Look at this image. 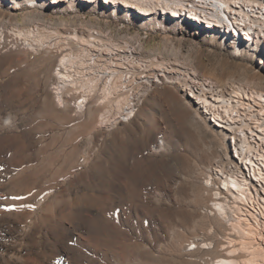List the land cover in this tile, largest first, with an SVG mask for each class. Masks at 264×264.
Masks as SVG:
<instances>
[{
  "label": "rangeland",
  "instance_id": "obj_1",
  "mask_svg": "<svg viewBox=\"0 0 264 264\" xmlns=\"http://www.w3.org/2000/svg\"><path fill=\"white\" fill-rule=\"evenodd\" d=\"M46 1L39 5L34 0L32 7L25 1L0 0V37L6 39L9 31L29 30L36 24L41 25L39 30L70 35L77 31L79 39L86 31L99 30L145 61L191 70L224 90L230 84H243L264 94L260 45L242 43L238 52L231 32L229 45L203 27L158 19L165 2L173 0H127L136 7L130 15L123 8L114 12L95 4ZM232 3L234 15L240 16V3L238 7ZM29 40L49 41L42 35ZM51 45L43 50H0V85L16 81L23 89L20 96L0 94V100L7 102L1 117L9 118L7 125L0 124V138L7 137L0 147L8 150L0 161V202L5 199V209L23 219L20 230L6 238L12 248L25 253L34 224L41 229V243L45 231L51 233L48 241L61 249L66 264H217L216 260L226 258L227 250L239 248L240 238L212 207V192L206 186L208 172L222 164L227 143L200 116L177 82L168 83L165 77L158 84L134 85L140 100L133 119L125 124L103 123L104 115L119 111L106 90L101 98L105 97V106L91 103L81 114L71 105L68 88L63 95L67 104L59 105L55 70L62 52H55ZM8 63L12 68L7 69ZM27 88L34 91L31 108V102L19 105L27 98ZM34 208L36 213L27 215ZM77 208L97 212L102 236L85 235L93 221H88L86 230L80 229ZM226 238L236 242L221 250L231 245ZM192 242L198 248L192 252L190 245L186 251ZM211 244L212 249L200 248ZM242 253L231 258L256 257L252 264L263 259Z\"/></svg>",
  "mask_w": 264,
  "mask_h": 264
},
{
  "label": "bare ground",
  "instance_id": "obj_2",
  "mask_svg": "<svg viewBox=\"0 0 264 264\" xmlns=\"http://www.w3.org/2000/svg\"><path fill=\"white\" fill-rule=\"evenodd\" d=\"M7 1H10L11 3H14V1H17V2L25 1V3L28 6H32V7L34 6L33 5L34 0H7ZM36 1L38 2L39 5L43 4L44 2L47 3L46 0H36ZM49 1L53 5L68 3L71 6L73 4H79V5L87 4L90 6L92 4H95L97 6L102 7V9H104L106 11L112 10L114 12L123 8V9H125V12L129 15H130V10L136 9V7H134L135 4L132 5V3H131V5H130V3H128L127 0H123V2H120L119 0L118 1H115V0H49ZM145 1H147V0H145ZM145 1H143V2L145 3ZM156 1L158 2L159 0H156ZM78 2H80L81 4ZM232 2H235V6L239 5V3H240L239 10H240V16L241 17H247V18L251 19L253 22H257V20H258V22H259L260 14L262 13V10H264V0H234ZM232 2L230 4L234 5ZM136 3H139V2H136ZM214 4H216V1H214ZM214 4H213L212 10L215 12L213 14H211L210 16H208L204 12H200L199 10H196V9H190V8L186 7L185 5H183L182 3L177 2V1H174L172 3H166L165 2V5L162 7V10H160V12H159L158 19H163V20H166L168 22H170L171 19H173V20L178 19L179 21L184 22L187 25L196 26L197 29H201V27H203L205 29H208V30H205V31H208L207 33L214 35L216 37V39H220L225 44H229V45H230V43H229L228 39H230L229 37H230V35H232L231 33H233L234 34L233 38H234V40H236L235 44H237L238 52L241 51L239 48L242 45V43L245 44L248 42H254L256 45H258V44L260 45L261 50L263 52L262 54L264 56V25L244 24L241 21H238L235 18L233 10H231V8H228V7H230V4L226 8V11H224L225 13L227 12L228 14L224 15V19H222V15L220 12L221 6L219 4L218 5H214ZM236 7H238V6H236ZM145 9H144L145 11H150L149 8H147V7H145ZM136 12L143 15V16H149L151 14V12H144V13L141 11L140 12L136 11ZM263 20H264V18H263ZM263 23H264V21H263ZM40 26H41L40 24H36L34 26V28H30L29 30H24V31H32L35 29L39 30ZM41 30H43V29H41ZM73 32H77V31H73ZM229 32H231V33H229ZM12 33H13L12 31H9V33L7 32L6 34L10 36V34H12ZM86 34L89 36H94L99 40L113 42L106 34H104L103 32H101L99 30H89V31H86ZM2 38L5 40L4 36L0 37V39H2ZM116 44L120 45L122 49H124L126 52L130 53L131 59H133V60H136L139 62H147V63H152V61H153V60L152 61L143 60V58L137 56V54L135 52H133V49L130 48L129 46H127L126 44H123V43L122 44L116 43ZM235 44H233L232 48H235ZM231 45H232V43H231ZM245 46L248 47L247 45H245ZM16 48H19V47H16ZM26 48L35 49V46H33V44L30 43L28 46H26L22 49H26ZM10 51L11 50L8 49V50H5L4 52H10ZM63 60H64V56H62L60 58V62H62ZM259 63L264 68V57L260 59ZM10 64L9 63L7 64V66H6L7 69L12 68V67H10ZM157 64H159V63H157ZM162 64H164L165 66H168L170 68H173L171 64H167L166 62L162 63ZM181 68H183V67H181ZM181 71H182V73L188 74V75L192 76L194 79L198 80L200 82V84L203 86H210L213 89L224 90L222 87L217 86L212 81H210L208 78L206 79V78H203L201 76L200 77L197 76L191 70L190 71L181 70ZM15 74H17V73H15ZM58 74L60 75V73H58ZM165 77H166L168 83L169 82L170 83L171 82H174V83L177 82V84L180 87H187V78H184L183 76H170V75H164V74H156V75H152L151 77L146 76V78L149 79V81H144L143 83L149 84V85L153 84V83L158 84V83H160V79L163 80V79H165ZM15 82L16 81H14L12 84L1 83L0 94H2V97L8 98L7 95H9V96H11V95L12 96H20L21 95L23 89H22V87H20L17 84V82L16 83ZM225 83H227V82H225ZM64 90H66V86L64 83H61L59 85L57 91H56V93L58 94V95L56 94L57 95V102L59 103V105H62V106L65 105L64 103L67 101V99L64 100V96H63L65 93ZM137 90L134 94V99L131 102V107H127V110H122L114 118V120H112V122H114V124H120V123L125 124V123L130 122L133 119V117L135 116L134 110L139 109L138 105H139V100H140L139 99L140 94L137 92ZM142 90H140V91H142ZM225 90H227L226 91V98H230V99L224 100L223 96L218 91L214 92L212 94L211 99H209L205 95L204 96H195L190 91H183L182 94L190 101V103L196 108V111L199 112L200 116L203 117V119L211 127L218 129V131L224 135V141H226V143H227V147H226L227 152L225 154V157L223 158L222 164H217V165L230 166V161H231V164H239V162L241 161V154L243 155V158H245L246 155L243 153V151L241 154L237 151V141L235 140V134H234L233 129H232L233 127H229V129H226L224 127V124L222 123V121L219 120V118L216 117L215 114L220 115V117H228V109L223 104L225 102H230V103L234 104V106L236 108L240 109L245 116H255L257 114H262V113H264V94L257 92L255 90L249 88V87L243 86V84L242 85L230 84L229 87L227 86L225 88ZM106 92H107V90H106ZM243 92H246L247 94H249L250 96H253L255 98H259L258 99L259 102L256 101L253 97H249V96L244 95ZM85 97L87 100V105L84 106V111L88 108V106H90L91 103H93L95 106H99L105 102V100H103V101L99 100L100 98L96 95L95 91L93 93L88 92L87 94H85ZM107 97H109V96H107ZM33 99H34L33 89L27 88V98L23 103L19 102V105L24 106L25 103L31 102L30 103L31 104L30 108H31L34 105ZM104 99H105V97H104ZM106 101H109V100L106 99ZM6 103H7L6 101L0 100V124H2V125L3 124L7 125V121L9 120V118H7V117H1V115L4 112ZM66 104H67V102H66ZM115 104H116V102H115ZM105 105H102V106H105ZM206 105L209 106V110L206 108ZM84 111H80L79 114L84 113ZM248 125H249L248 123H246V124L244 123L242 125H237V132H244V128H248ZM6 138H7L6 135H3L0 138V142H2L1 140H4ZM152 138L155 139L156 135H153ZM0 145H2V144H0ZM159 145L161 146L162 142H159ZM157 146L158 145L155 144L153 146V148L157 147ZM243 147H245V146L243 145ZM7 151L8 150L6 149V147H0V161L6 156ZM216 170L219 171L218 173L220 175H217L218 173L211 174L210 172L212 170H210L208 172V184H206V186L212 192V197H211L212 204L211 205H212V207H214L216 213L223 220L228 221V227L232 226L233 227V228L231 227L232 231L233 232L235 231L236 235H238V238H240V239L237 241V245L239 246V248H232L228 251L227 249L231 248L234 245L233 243H235L236 241H234L233 239H230V238H226V240H225L226 244H231V245H226V246L223 245L221 248V250H225V249L227 250L225 252L226 258L216 260L215 263H217V264H252L251 261L256 262V261H254V259H256V257L253 260H250V259H241V260L239 259V260H237V259L231 258L232 255L237 253L235 255V256H237L238 253L243 252V253H247V255L248 254L249 255L256 254L257 256L260 255V257L263 258L262 263H260V264H264V250H263V248L255 245V243L251 242V245H250L248 242H245V240H248V238L246 237V234L244 233V231H241L238 228L239 225L243 223V220H240V219L234 220L227 213L226 200L228 199V197L233 196L231 186H233V188H234V190H236L235 192L237 194L242 193L241 192L242 189L239 186V182L236 179L230 180V176H228L227 173H225L222 166H217L215 171ZM32 196H34V194ZM27 200L30 201L29 199H27ZM3 201L5 202V199ZM2 202H0V264H54V263L66 264L67 263L66 261H65L66 262L65 263L61 258V253H62L61 249H59L57 246L49 243L47 236L51 234L50 232L45 231V237L43 236L45 238V241H43V243L40 242V238L38 235L40 234L41 229L38 227L37 224H34L31 232H28V234H27V244H26V248L24 251L25 253L23 255L22 254L20 255L19 253H17L15 251V249L12 248L11 243L8 242L6 238L13 236V234L17 233V231L20 230V227H21L20 220H23V219H21V217H22L21 214H18L15 212L11 213L7 209H5L4 204ZM16 207H17V205H16ZM36 211L37 210L34 208L32 210V212L28 211L27 215H31V214L33 215V213H36ZM76 217L78 220V227L80 229H85V226L87 225L88 221H90V220L93 221L92 228L88 232L86 231V234H85L86 236H88V237L93 236L96 238H99L100 236H102V231H101L102 226L100 227L97 212H95V211H84V210L77 208ZM82 232H83V230H82ZM52 234H54V233H52ZM5 239H6V241H5ZM190 245L194 246V247H192V252H193V250L198 248V246L196 245L195 242H194V244L192 242V244H190ZM202 247H207L209 250L210 248L212 249L213 246L211 244L209 246L208 245H202ZM200 248H201V246H200Z\"/></svg>",
  "mask_w": 264,
  "mask_h": 264
},
{
  "label": "built area",
  "instance_id": "obj_3",
  "mask_svg": "<svg viewBox=\"0 0 264 264\" xmlns=\"http://www.w3.org/2000/svg\"><path fill=\"white\" fill-rule=\"evenodd\" d=\"M173 1L180 2L190 9L204 12L208 16L215 12L212 8L214 1H216L214 5L219 4L221 6L222 19H224V15L228 14L224 11H226V8L232 2V0ZM235 18L244 24L264 25V10L260 14L259 22L258 20L257 22H253L247 17L235 16ZM12 32L5 40L3 38L0 39L1 51H4L7 47V49L10 47L12 49L16 47L24 48L30 43L35 46V49H51L49 47V43H51L52 48L53 46L55 48V52L57 50L58 52H62L61 57L64 56V60L60 62L59 59L55 74L57 75L58 82L60 84L64 83L66 89L68 88L72 91L70 95L68 93V97L72 100L71 105H74L76 111H84V106L87 105L85 94L88 92L93 93L95 91L100 101L102 100V92L104 90L111 92L110 99L116 100L115 102L119 106V111H116L113 116L111 114L108 116L104 115L102 117L103 123L109 121V124H111L113 117H116L122 110H127V107H131V102L137 90L136 88L134 90V85L149 81L146 76L151 77L156 74L187 78V87L179 86L182 93L183 91H190L195 96L205 95L211 99L212 94L218 91L224 100L230 99L226 98V91L228 89L217 90L210 86H203L198 80L188 74L182 73L181 70H175L162 63L153 64L133 60L131 59V54L115 42L99 40L87 34H84L79 39L77 32H73V35H70V32L61 33L38 29ZM37 35L45 36L49 41L35 44L29 40V38ZM59 85H57L56 91ZM243 94L253 97L246 92H243ZM253 98L259 102V98ZM223 104L228 109V117L215 115L222 121L226 129L233 127L235 140L237 141V151L240 154L243 151L246 157L243 158L241 154L239 164H231L230 161V166L216 165L212 169L211 174L218 173L219 171H215V169L217 166H222L225 173L230 176V180L236 179L239 182L242 193L237 194L236 190L231 186L233 196L228 197L226 200L227 213L234 220H243V223L238 228L244 231L250 242L255 243V245L262 247L264 250V113L255 116H245L234 104L230 102ZM206 108L209 110L208 105H206ZM136 111L134 110V115ZM244 123L249 124L248 128H244V132H237V125ZM217 175L220 174L218 173ZM229 227L231 229L232 226ZM199 243L201 242L199 241ZM201 248L208 249L202 246ZM186 251H190V244H188Z\"/></svg>",
  "mask_w": 264,
  "mask_h": 264
}]
</instances>
